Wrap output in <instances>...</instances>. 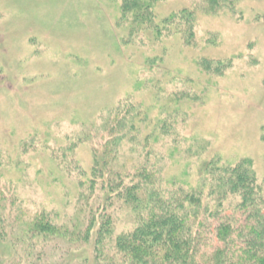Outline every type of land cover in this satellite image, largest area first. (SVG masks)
Returning <instances> with one entry per match:
<instances>
[{
	"label": "rangeland",
	"instance_id": "374dc122",
	"mask_svg": "<svg viewBox=\"0 0 264 264\" xmlns=\"http://www.w3.org/2000/svg\"><path fill=\"white\" fill-rule=\"evenodd\" d=\"M121 5L0 0V201L14 203L0 264H126L78 217L105 143L162 189L194 186L209 161L250 162L264 185V0H158L157 37Z\"/></svg>",
	"mask_w": 264,
	"mask_h": 264
},
{
	"label": "trees",
	"instance_id": "16d2710c",
	"mask_svg": "<svg viewBox=\"0 0 264 264\" xmlns=\"http://www.w3.org/2000/svg\"><path fill=\"white\" fill-rule=\"evenodd\" d=\"M156 1L122 0L121 13L137 28H152L157 37V28L150 23ZM178 16L186 18L185 11ZM174 18L171 15L164 23ZM100 147L93 152L87 195L77 198L78 217L93 228L97 246L109 242L126 264H264V185L250 162H204L194 186L171 190L157 185L159 176L147 164L136 163L130 169L121 165L113 143ZM13 205L0 201V236ZM116 211L127 218L121 231L116 230ZM32 223L33 234L50 228L41 221ZM85 227L77 228V237ZM112 259L107 258V264H113Z\"/></svg>",
	"mask_w": 264,
	"mask_h": 264
}]
</instances>
